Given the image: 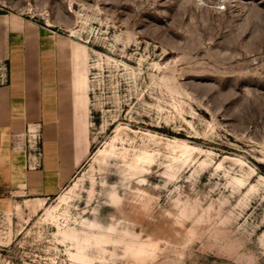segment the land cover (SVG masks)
Masks as SVG:
<instances>
[{
  "label": "rangeland",
  "instance_id": "rangeland-1",
  "mask_svg": "<svg viewBox=\"0 0 264 264\" xmlns=\"http://www.w3.org/2000/svg\"><path fill=\"white\" fill-rule=\"evenodd\" d=\"M0 12L58 73L77 147L72 179L43 205L0 197V264H264V0H0ZM32 128L42 135L37 124L13 133L28 141ZM148 133L149 171L127 178L122 158L96 159L117 134L139 150ZM174 139L196 149L169 178ZM16 151L33 168L34 152ZM85 221L115 225L122 241L77 257L64 230L95 241ZM133 239L142 253L127 251Z\"/></svg>",
  "mask_w": 264,
  "mask_h": 264
},
{
  "label": "crops",
  "instance_id": "crops-1",
  "mask_svg": "<svg viewBox=\"0 0 264 264\" xmlns=\"http://www.w3.org/2000/svg\"><path fill=\"white\" fill-rule=\"evenodd\" d=\"M21 23L0 12V61L8 66L7 81L0 82V197L47 198L72 179L77 147L66 129L64 120L69 114L61 109L58 73L46 70L40 52L31 51L36 38L24 33ZM32 124L42 127L43 164L39 168H29L24 152L12 145L13 132Z\"/></svg>",
  "mask_w": 264,
  "mask_h": 264
},
{
  "label": "bare ground",
  "instance_id": "bare-ground-1",
  "mask_svg": "<svg viewBox=\"0 0 264 264\" xmlns=\"http://www.w3.org/2000/svg\"><path fill=\"white\" fill-rule=\"evenodd\" d=\"M86 86H88L87 77H83L79 82H76L75 84L76 89H82V88H85ZM117 135L114 136L111 141L106 143L103 148L99 149L96 159L99 161L100 165L106 166L109 163L110 158L120 157L125 161L124 162L125 168L124 170L122 169L121 170L125 172L124 175L127 178L138 176L144 172L149 171L152 167L153 162L156 160V155H157L156 149L151 147V143L157 142L156 134L154 135L152 133H148V138H147L148 141L144 142L143 144L144 146L140 147L139 150H136V148L131 149L126 146L119 148L115 143V139L117 138ZM167 145L169 147L172 146L171 149L175 151L176 153L173 155H170L169 163L167 164L166 169H165V174L169 178H174L178 176V173L181 167L192 157L193 151L196 149V147L192 146L188 141L181 140V139H174L173 141L168 140ZM206 163L207 161L204 159L201 161L200 165L203 167ZM220 165L221 163H219L218 166ZM143 179L144 178H142V180ZM234 180H236V182L237 181L240 182L241 178L240 177L235 178ZM77 185H78V182H75L74 185H71L68 192L60 196L61 200L62 201L67 200V197H70L69 193L74 192ZM111 198L113 202L115 203L117 202V204H119L118 202L121 200L122 197L116 191V192L111 193ZM26 200L28 201L29 198ZM44 202H45L44 197L37 198V201H36L37 204L43 205ZM57 206L58 204L52 205L51 207H49L47 209V213L50 214L52 210L57 208ZM84 223L88 226L97 227L99 229V232L96 233V235H94L96 236L95 241H92L88 235L82 236L75 229L67 228L64 230V233L67 237L74 238L77 240V248H78L77 257L81 259L86 258L87 255H89L87 251L88 247L94 242L101 244V247L105 249L104 243L122 241V238L113 234L116 231L119 233H122L121 231H119L118 228L114 227L115 225L109 227V231L107 232L104 230V228H106V226L104 225H100L96 222H89V221H85ZM125 233L131 234L130 231H126ZM137 242L138 241H135L134 239L126 241L127 251H130L132 253H140L143 250V245L137 246L136 245Z\"/></svg>",
  "mask_w": 264,
  "mask_h": 264
},
{
  "label": "built area",
  "instance_id": "built-area-1",
  "mask_svg": "<svg viewBox=\"0 0 264 264\" xmlns=\"http://www.w3.org/2000/svg\"><path fill=\"white\" fill-rule=\"evenodd\" d=\"M0 82L5 83L7 81V65L5 63H2V66L0 67ZM28 141H27V134L25 133H18L15 132L12 134V143L13 147L15 149L20 150H29L30 157L31 152H34V158L31 157L29 166L36 168L37 165L40 164V157H41V140L42 135L40 133V130L38 128H32L28 131Z\"/></svg>",
  "mask_w": 264,
  "mask_h": 264
}]
</instances>
